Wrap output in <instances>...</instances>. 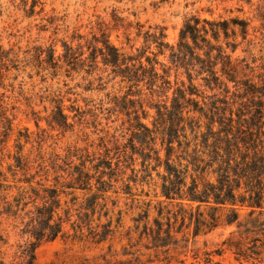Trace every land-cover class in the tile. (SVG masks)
Wrapping results in <instances>:
<instances>
[{
	"label": "trees",
	"instance_id": "1",
	"mask_svg": "<svg viewBox=\"0 0 264 264\" xmlns=\"http://www.w3.org/2000/svg\"><path fill=\"white\" fill-rule=\"evenodd\" d=\"M259 17L260 36L255 37L256 41L247 40L248 21L232 20L240 27L242 41L230 45L234 52L240 43L246 42L244 50L250 55L258 46L259 59L264 61V12H259ZM229 25L228 20L198 17L185 21L177 45L170 46L169 58L176 70L184 69L186 81L177 73L171 81V67L157 58V53H163L167 47L162 31L146 39L159 49L157 53L149 51L152 56L147 53L149 46L137 49L135 54L122 52L104 32L101 39L93 36L75 48L64 43V52L58 56L52 44L26 50L0 47V87L4 89L0 92V147L15 118L16 107L5 100L9 97L8 87L14 88V82L6 84L5 80L17 78V73L12 76V70L25 72L29 77L39 75L44 81L63 69L84 70L85 89H93L95 80L100 89H106L108 82L119 77L112 85H118L116 93L106 92L105 101L96 109L108 116L111 113L127 116V127L116 128L113 133L106 131L99 138L98 147L104 150L92 153L98 155L91 157L86 148L72 145L64 148L63 154L52 148L46 157L40 144L32 161L18 155L15 164L8 165L14 178L24 171L22 178L8 183L0 170V264H34L37 248L67 236L69 223L74 236L79 234L83 238L86 229L85 236L89 235L93 243L105 242L113 232L109 216L113 210L107 206V193H118L111 190L112 178L123 181V191L130 193L131 181L142 182L160 167L164 168L163 174L158 173L162 179L160 196L173 209L160 202L158 217L154 218L156 227H147L145 222L147 249L163 248L168 253L173 246L176 250L180 246L177 234L183 226H193V236H197L219 226L234 225L231 236L237 237L228 245L234 248L235 255L250 259L259 254L257 242L263 240L264 245V72L255 73L246 57L233 58L227 52L220 41L221 33L225 39L237 36L235 29L229 32ZM226 45L229 46L228 41ZM85 47L89 51L86 56ZM99 56L105 68H110L105 81L102 75L94 78L100 70ZM260 67L264 69V64ZM198 79L202 83L196 84ZM143 87L149 90V98L143 97ZM155 95L157 99L153 101ZM45 99L50 103L46 119L53 129L65 132L73 127L69 118L83 116L74 103L67 109L76 113L72 117L65 113L60 88L49 92ZM145 105L155 109L152 127L143 121L148 117ZM118 130L122 137L129 133L128 142L119 143ZM109 144L118 150L114 166L107 159L111 152ZM135 154L141 159L140 169L134 167ZM101 156L102 160L93 163ZM34 163L35 172L26 175ZM127 169L131 174L124 181ZM78 191L83 192V201L79 202L75 194ZM150 209L148 203L135 221L148 219ZM121 216L119 212L117 224ZM102 217L107 221L101 222ZM179 219L180 227L174 230L173 224ZM221 251L204 252V264H222L212 259L213 253ZM136 260L137 264H146L138 257Z\"/></svg>",
	"mask_w": 264,
	"mask_h": 264
},
{
	"label": "rangeland",
	"instance_id": "2",
	"mask_svg": "<svg viewBox=\"0 0 264 264\" xmlns=\"http://www.w3.org/2000/svg\"><path fill=\"white\" fill-rule=\"evenodd\" d=\"M259 12H264V0H0V47L26 50L36 46L47 47L52 44L55 48V56H58L64 52V43L72 44L75 48L79 43L84 44L93 36L101 39L104 32L110 43L122 52L135 54L138 52L137 49L149 46L147 53L152 56L149 51L157 53L159 49L146 39L154 32L162 31L165 35L163 41L167 47L163 53H157V58L159 62L171 67V81H174L176 73L180 79L186 81L187 76L184 69L176 70L170 61V46L177 45L180 30L185 21L192 17H198L201 20H228L230 23L229 32L231 33L235 29L237 36L225 39L221 33L220 41L223 46L228 53L232 54L233 58L246 57V62L255 67V73H262L264 69L260 65L264 64V61L259 59L258 46L252 49L253 54L250 55L244 50L247 48L246 42L240 43L234 52L231 51L230 45V42L242 41L240 27L232 20L248 21L247 40H257L255 37L260 36V32L257 31L260 25ZM227 41L229 42L228 47ZM84 52L85 56L89 53L86 47ZM253 58H257V60L252 61ZM63 59L61 58V60ZM97 60L100 70L97 71L94 78L97 75H102L105 77L104 81L108 80L106 76L110 68H105L100 56ZM158 70L161 71L160 66H158ZM11 73L12 76L17 73V78L5 80L6 84L14 82V88L8 87L6 95L9 97L5 100L9 106L16 107L13 110L15 118L5 143L0 147V170L5 173L8 183L24 176L22 174L24 171H19L14 178L8 170L9 164H15V156L20 155L23 159L32 161L39 152L40 144L42 153L46 157L52 148L55 153L63 154L64 148L72 145L86 148L92 157L98 155H92L94 151L103 152L104 149L99 148L98 144L100 143L99 138L106 131L113 133L116 128L120 130L122 127H127L125 114L111 113L108 116L96 109L103 100L105 101L106 92L116 93L118 85L115 84L114 87L112 85L119 80V77L108 82L106 89H100L97 80L92 84L93 89H85L86 81L82 78L86 75L84 70L68 72L63 69L54 77L49 75L46 81L39 75L33 74L32 77H29L27 73H19L16 70H12ZM88 78L93 79L91 76ZM195 83L200 84L202 80L198 79ZM58 88L63 95L65 113L71 117L76 113L67 109L72 103L83 111V116L76 115L74 118H69L73 127L65 132L62 129L51 128L46 119L50 111V103L45 99V96ZM3 90L0 87V92ZM142 92L143 97H150L149 90L145 87ZM171 94L172 91H169L168 96L170 97ZM156 99L155 95L152 100ZM106 105L108 104L106 103ZM45 107L48 108L47 111H45ZM145 107L148 110V117L143 121L152 127L155 109L149 108L148 105ZM32 111L35 114H32ZM36 119H38V125ZM119 130L116 135L122 145V143L128 142L126 138L129 133L122 137ZM125 131L128 132L126 129ZM108 146L111 148V152L107 159H110L114 166L118 150L114 149L112 144ZM157 147H159V143H157ZM128 151L130 153V148ZM163 155L164 151L161 152L162 157ZM135 157L137 159L134 167L140 169L141 159L137 154ZM102 159L103 156L99 159L96 157L93 163H98ZM75 160L78 162V159ZM35 166L36 163H34V167L26 171V175L34 173ZM107 171L109 170L106 169ZM158 173L159 175L163 174L164 168L160 167L157 171H152L151 177L142 182L131 181V194L123 191V181H115V177L112 178L111 190H118V193L112 191L107 193L109 196L107 206L113 210L109 214L112 216L113 232L105 242L93 243L89 235L88 238L86 237L88 234L86 229H84L83 238L79 234L74 236L69 223L66 227L69 231L67 236L59 237L37 248L34 264H137V257L146 264H204V252L218 249L222 251L221 254L213 253L214 262L264 264L263 240L257 242L259 254L253 255V258L244 259L235 255L234 248L228 245L237 237L231 236V232L235 230L234 225L219 226L197 236H193V226L189 228L183 226L182 232L177 234L180 246L176 250L173 249V246L169 247L168 253L164 252L163 248L147 249L145 246L149 239L145 233V222L147 227H156L154 218L158 217L157 211L160 202L162 206L173 209V206L168 204L163 196H160L162 179ZM130 174V169H127L124 181H127L126 178ZM39 177L43 176H37V179ZM49 178V183H52L53 175H50ZM75 194L79 196V202L83 201V192L78 191ZM114 202L115 205H113ZM148 203L151 206L148 219L137 223L135 219L143 213V209ZM119 212L122 216L121 222L117 224ZM106 221L107 218L102 217L101 222ZM173 225L174 230L180 227V219ZM146 260L150 261L146 262Z\"/></svg>",
	"mask_w": 264,
	"mask_h": 264
}]
</instances>
